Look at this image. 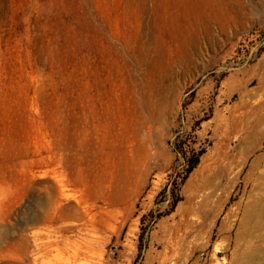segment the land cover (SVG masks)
<instances>
[{"label": "rangeland", "instance_id": "1", "mask_svg": "<svg viewBox=\"0 0 264 264\" xmlns=\"http://www.w3.org/2000/svg\"><path fill=\"white\" fill-rule=\"evenodd\" d=\"M0 264H264V0H0Z\"/></svg>", "mask_w": 264, "mask_h": 264}, {"label": "bare ground", "instance_id": "2", "mask_svg": "<svg viewBox=\"0 0 264 264\" xmlns=\"http://www.w3.org/2000/svg\"><path fill=\"white\" fill-rule=\"evenodd\" d=\"M220 163V162H219ZM211 166V165H209ZM208 168V167H207ZM220 168V170L222 169L221 166L218 167V169ZM212 171V170H211ZM214 171V170H213ZM218 173V170H216L215 172H212L211 173V176H207V177H201V174H200V178H199V185L197 188H200V187H204V186H212L214 184H216L214 181H215V177H216V174ZM62 188V187H60ZM61 194V193H60ZM35 233V232H34Z\"/></svg>", "mask_w": 264, "mask_h": 264}, {"label": "trees", "instance_id": "3", "mask_svg": "<svg viewBox=\"0 0 264 264\" xmlns=\"http://www.w3.org/2000/svg\"><path fill=\"white\" fill-rule=\"evenodd\" d=\"M190 168H191V167H189V168L187 169V172H189V171H190Z\"/></svg>", "mask_w": 264, "mask_h": 264}]
</instances>
